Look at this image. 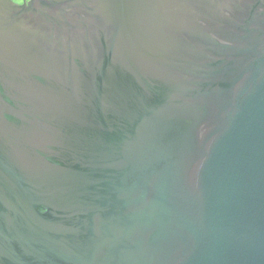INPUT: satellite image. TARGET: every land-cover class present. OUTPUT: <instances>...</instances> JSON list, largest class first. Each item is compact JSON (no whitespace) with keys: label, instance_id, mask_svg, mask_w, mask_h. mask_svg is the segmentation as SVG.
I'll list each match as a JSON object with an SVG mask.
<instances>
[{"label":"water","instance_id":"water-1","mask_svg":"<svg viewBox=\"0 0 264 264\" xmlns=\"http://www.w3.org/2000/svg\"><path fill=\"white\" fill-rule=\"evenodd\" d=\"M0 264H264V0H0Z\"/></svg>","mask_w":264,"mask_h":264},{"label":"flooded vegetation","instance_id":"flooded-vegetation-1","mask_svg":"<svg viewBox=\"0 0 264 264\" xmlns=\"http://www.w3.org/2000/svg\"><path fill=\"white\" fill-rule=\"evenodd\" d=\"M11 3L18 5V6H22L24 4H28L30 2V0H9Z\"/></svg>","mask_w":264,"mask_h":264}]
</instances>
